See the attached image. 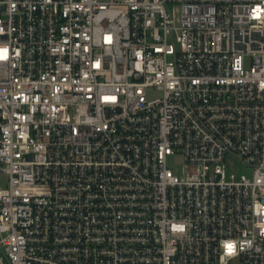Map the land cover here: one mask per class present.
I'll list each match as a JSON object with an SVG mask.
<instances>
[{"label":"built area","instance_id":"built-area-1","mask_svg":"<svg viewBox=\"0 0 264 264\" xmlns=\"http://www.w3.org/2000/svg\"><path fill=\"white\" fill-rule=\"evenodd\" d=\"M0 174V264H264V0H0Z\"/></svg>","mask_w":264,"mask_h":264},{"label":"rangeland","instance_id":"rangeland-1","mask_svg":"<svg viewBox=\"0 0 264 264\" xmlns=\"http://www.w3.org/2000/svg\"><path fill=\"white\" fill-rule=\"evenodd\" d=\"M155 93H157L156 90L151 89L149 91V95H154ZM184 159L183 156H179L177 158L176 163L174 164V169L176 172H181L182 171V167L184 165ZM228 168L231 171H236V172H244L247 173L248 175L252 174V168L243 164L241 160L239 159H234V160H228ZM9 182V177L8 175H4V174H0V185L1 186H6L8 185Z\"/></svg>","mask_w":264,"mask_h":264},{"label":"snow or ice","instance_id":"snow-or-ice-1","mask_svg":"<svg viewBox=\"0 0 264 264\" xmlns=\"http://www.w3.org/2000/svg\"><path fill=\"white\" fill-rule=\"evenodd\" d=\"M229 248H231V245H229Z\"/></svg>","mask_w":264,"mask_h":264}]
</instances>
